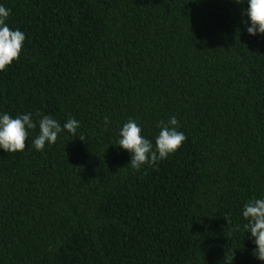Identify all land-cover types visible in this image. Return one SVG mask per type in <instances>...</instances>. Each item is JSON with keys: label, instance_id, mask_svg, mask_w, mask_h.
<instances>
[{"label": "trees", "instance_id": "16d2710c", "mask_svg": "<svg viewBox=\"0 0 264 264\" xmlns=\"http://www.w3.org/2000/svg\"><path fill=\"white\" fill-rule=\"evenodd\" d=\"M0 4L25 34L0 110L37 123L23 151L0 150V264H264L242 216L264 197V35L247 34L246 3ZM42 115L77 135L36 151ZM172 115L182 146L134 170L119 128L154 142Z\"/></svg>", "mask_w": 264, "mask_h": 264}, {"label": "clouds", "instance_id": "9594fccd", "mask_svg": "<svg viewBox=\"0 0 264 264\" xmlns=\"http://www.w3.org/2000/svg\"><path fill=\"white\" fill-rule=\"evenodd\" d=\"M246 3L243 10L246 17V32L250 36L264 35V0H236ZM10 9L0 4V71H4L12 62L19 58L25 34L20 29H11L7 23ZM105 125L109 123L104 120ZM80 121L68 118L63 124L49 115H42L38 121V134L32 138V146L36 151H43L46 145L54 144L63 133L73 137L77 135ZM37 128L31 113L16 117L0 110V150L6 153L23 151L29 131ZM159 131L154 142L142 135V128L136 120L129 118L118 130L115 146L130 153L131 167L140 170L144 165L156 166L158 161L175 153L186 140L185 134L179 130V121L172 115L167 123L158 124ZM242 216L247 221L243 225L249 239L255 246L253 255L264 261V197L250 200L242 209Z\"/></svg>", "mask_w": 264, "mask_h": 264}]
</instances>
